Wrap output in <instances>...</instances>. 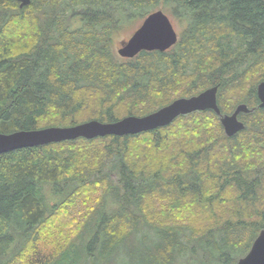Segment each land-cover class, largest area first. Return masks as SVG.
<instances>
[{
    "label": "trees",
    "instance_id": "trees-1",
    "mask_svg": "<svg viewBox=\"0 0 264 264\" xmlns=\"http://www.w3.org/2000/svg\"><path fill=\"white\" fill-rule=\"evenodd\" d=\"M158 9L185 23L177 43L117 57L113 37ZM262 81L264 0L0 2V134L142 117L214 86L221 114L254 110L229 138L207 110L136 135L0 154V264H170L185 254L236 264L264 230ZM80 200L84 222L71 214ZM120 248L129 256L118 263Z\"/></svg>",
    "mask_w": 264,
    "mask_h": 264
},
{
    "label": "water",
    "instance_id": "water-1",
    "mask_svg": "<svg viewBox=\"0 0 264 264\" xmlns=\"http://www.w3.org/2000/svg\"><path fill=\"white\" fill-rule=\"evenodd\" d=\"M19 1L20 7L30 3V0ZM177 41L178 34L169 17L163 11L157 10L144 18L129 40L117 50V54L120 58L131 59L142 51L164 52L173 47ZM217 90L218 87L214 86L198 95L178 98L169 105L142 117L127 116L111 123L90 120L68 127H47L0 134V154L78 138L91 140L97 137L136 135L169 126L180 116L207 110L213 111L219 117L224 134L229 138L244 129V123L238 119V116L253 110L245 104H240L232 114H221L217 105ZM256 96L259 101L258 108H264V81L258 84ZM236 264H264V230L260 231L248 253Z\"/></svg>",
    "mask_w": 264,
    "mask_h": 264
},
{
    "label": "rangeland",
    "instance_id": "rangeland-1",
    "mask_svg": "<svg viewBox=\"0 0 264 264\" xmlns=\"http://www.w3.org/2000/svg\"><path fill=\"white\" fill-rule=\"evenodd\" d=\"M159 10V9H158ZM155 11H157V10H155ZM154 12V11H153ZM168 16V15H167ZM169 19H170V21H171V23H172V25H173V27H174V30L176 31V33L178 34V38L179 37H181V35H182V33H184L185 32V30H186V25H185V23H181L179 20H177V19H174V18H171L170 16H169ZM144 20V18L143 19H139V20H135V22H132V24L131 25H129L128 27H126L125 28V26L126 25H124L122 28V30L118 33V34H116L114 37H113V40H112V42H113V44H112V50H113V52H114V54H116V56L117 57H119L118 56V54H117V50L122 46V44L124 43V42H127L128 40H129V38L131 37V35L134 33V31L135 30H137V28L141 25V23H142V21ZM120 58V57H119ZM122 59V58H121ZM261 72L259 71V74H260ZM255 77V76H254ZM240 105V104H239ZM237 107V106H236ZM252 109V108H251ZM253 110V109H252ZM254 111V110H253ZM252 111V112H253ZM233 113V112H232ZM232 113H230V114H232ZM224 115H226V114H224ZM227 115H229V114H227ZM89 115L87 114V115H85V114H82L81 116H80V119L81 118H87ZM240 121H242V118H240V116H239V118H238ZM93 120H95V119H93ZM49 201H50V203H53V198H51L50 197V199H49ZM89 203V202H88ZM88 203H86V202H83V200H80V201H77V203H76V205H75V207L71 210V214H72V216L74 217V218H77L78 220H80V221H83L84 222V220H86V218H87V216L85 215L84 216V214H85V212H86V209H87V206H88ZM113 207V204H109V205H106V208H105V210L106 211H110L111 210V208ZM176 224L177 223H179L180 225H182L183 224V222H181V221H177V222H175ZM64 224V223H63ZM62 224V225H63ZM69 224V222L67 221L66 222V224H64V226H60V225H58V224H56V225H53V227H52V229L50 230V232H52L53 234L54 233H59V232H61V230L64 228V227H66L67 225ZM60 226V227H59ZM146 235L148 236V237H150V236H153L154 234H153V232L150 230L149 232H147L146 233ZM259 235V234H258ZM75 237V236H74ZM73 237V238H74ZM72 238V239H73ZM256 239V238H255ZM47 241H49V239H47ZM84 240H77V239H75V241H74V243H75V247H78V246H80L81 244H82V242H83ZM84 244V243H83ZM200 248L202 249V250H204L205 251V249H204V246L202 247V246H200ZM250 250V249H249ZM118 253V252H117ZM202 254H205V252H201ZM209 253V252H208ZM207 253V254H208ZM248 253V252H247ZM246 253V254H247ZM207 254H206V256H207ZM212 254V253H211ZM245 253H243V252H239L238 253V255H236V253H234V256H235V259H236V263L238 262V260L239 259H241L242 257H244L245 255H246ZM128 256L129 255H127V253L125 252V250L123 249V248H120V250H119V253H118V255L117 256H115V258L117 259L118 258V263H120V261H122L123 260V258H128ZM187 257H191V255H188V256H186V254H185V256L184 255H181V256H179V255H177L174 259H173V262H171L170 264H219L216 260H214V261H211V262H209L210 260L208 259V261L206 262V259L207 258H203V257H201V255L200 256H197V257H192V258H187ZM185 258H187L186 260H185ZM85 260V257H83V256H81V257H78L77 259L76 258H74L73 256L70 258V260L69 261H66L65 262V264H89V262L90 261H84ZM114 262H115V260H114ZM20 264H23V263H20ZM97 264H99V263H97ZM106 264H108V263H106ZM230 264H233V263H230Z\"/></svg>",
    "mask_w": 264,
    "mask_h": 264
},
{
    "label": "flooded vegetation",
    "instance_id": "flooded-vegetation-1",
    "mask_svg": "<svg viewBox=\"0 0 264 264\" xmlns=\"http://www.w3.org/2000/svg\"><path fill=\"white\" fill-rule=\"evenodd\" d=\"M33 0H30V3L32 2ZM1 3L5 4L6 2H12V4H16L18 7H20L21 5V2L19 0H0ZM29 3V4H30ZM28 4V5H29ZM21 8V7H20Z\"/></svg>",
    "mask_w": 264,
    "mask_h": 264
}]
</instances>
